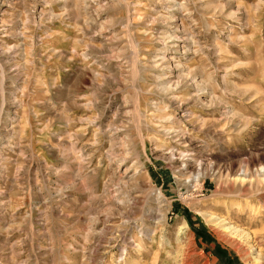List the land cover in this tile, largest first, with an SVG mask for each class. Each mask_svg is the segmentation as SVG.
<instances>
[{
    "label": "rangeland",
    "instance_id": "374dc122",
    "mask_svg": "<svg viewBox=\"0 0 264 264\" xmlns=\"http://www.w3.org/2000/svg\"><path fill=\"white\" fill-rule=\"evenodd\" d=\"M0 264H264V0H0Z\"/></svg>",
    "mask_w": 264,
    "mask_h": 264
},
{
    "label": "bare ground",
    "instance_id": "6f19581e",
    "mask_svg": "<svg viewBox=\"0 0 264 264\" xmlns=\"http://www.w3.org/2000/svg\"><path fill=\"white\" fill-rule=\"evenodd\" d=\"M175 5V4H174ZM181 9V8H180ZM161 16V15H160ZM167 17V16H166ZM168 18V17H167ZM169 19V18H168ZM172 20L174 23H175V19H170ZM163 38H170V39H179L178 36H170V35H167V37L163 36ZM160 39V38H159ZM185 40L186 37H184ZM108 49H104V50H101V52H107ZM135 53V52H134ZM112 55V54H111ZM107 56V55H106ZM162 59H164L163 57H161ZM157 60V59H156ZM7 63V62H6ZM3 64V63H2ZM5 64V63H4ZM2 67V66H1ZM121 72V71H120ZM13 73H16V75H18V71L16 72H13ZM116 78L117 79H120L119 76H117L119 74V72H115L114 73ZM15 76V75H14ZM1 80H4L1 79ZM2 84V83H1ZM71 91H68V93L66 94V99L68 101H70L73 97V93H70ZM124 104V103H122ZM125 105V104H124ZM135 109V107H134ZM101 110V111H100ZM99 111V118L102 117V115H104V107H102V109H100ZM128 108H127V105L126 106H121V110H114V117H115V121H112L111 124L107 125V127L103 130V134L107 141H108V151H109V157L112 162L114 163H120L124 160V158H126L128 156V153L126 151V149H120V148H124L127 146V140L128 138L126 137V135H124L123 137H118L119 134L124 131V128H125V121L123 120V117L125 116V114H128ZM134 111V110H133ZM138 115V114H137ZM101 121V120H100ZM99 121L98 123V127L101 128V122ZM138 123V122H137ZM169 130V129H168ZM121 131V132H120ZM175 131V130H174ZM174 131H171L172 133ZM170 132V133H171ZM118 137V138H117ZM124 146V147H123ZM73 148V147H72ZM124 150V151H122ZM75 156V155H74ZM76 158V156L74 157ZM82 159H79L77 160L78 162L81 161ZM81 164V162L79 163ZM186 164V163H185ZM183 164V168L186 169V165ZM79 169V168H78ZM92 173V172H91ZM88 174L87 177H91V175L93 174ZM79 174V173H78ZM86 175V174H85ZM120 176V175H119ZM86 177V178H87ZM82 179V178H81ZM158 197H160V192L158 191L157 194H156ZM167 203V202H166ZM160 210V209H159Z\"/></svg>",
    "mask_w": 264,
    "mask_h": 264
}]
</instances>
